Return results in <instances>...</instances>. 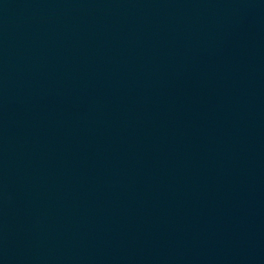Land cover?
Segmentation results:
<instances>
[{"label": "water", "instance_id": "1", "mask_svg": "<svg viewBox=\"0 0 264 264\" xmlns=\"http://www.w3.org/2000/svg\"><path fill=\"white\" fill-rule=\"evenodd\" d=\"M0 264H264V0H0Z\"/></svg>", "mask_w": 264, "mask_h": 264}]
</instances>
